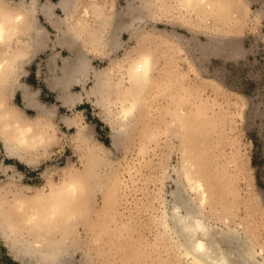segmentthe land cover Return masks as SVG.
<instances>
[{
    "label": "rangeland",
    "instance_id": "1",
    "mask_svg": "<svg viewBox=\"0 0 264 264\" xmlns=\"http://www.w3.org/2000/svg\"><path fill=\"white\" fill-rule=\"evenodd\" d=\"M2 1L22 5L30 18L18 26L16 48L0 47V60H11L0 109L6 99L29 120L45 117L25 106L27 87L53 111L44 121L54 139L21 162L7 156L0 129V201L13 205L18 196L60 185L84 169L94 147L104 156L102 172L111 177L107 197L95 194L87 226L77 228L63 260L54 264H195L166 226L172 225L166 213L174 204L183 149L174 132L178 114L211 190L205 214L219 229L227 225L216 217L227 218L246 247L263 253L264 0H207L203 8L187 9L177 0H98L99 7L71 0L70 13L57 6L61 0H37L39 9L55 6L66 32L39 12L32 19L44 27L41 41L31 27L32 0ZM141 52L153 59L151 83L120 130L118 94L97 93L95 85L104 71L123 77ZM79 54L91 68L67 87L72 99L64 104L52 86ZM22 233L23 247L36 242L33 231L24 227ZM16 243L0 233V264H45L39 254L18 251Z\"/></svg>",
    "mask_w": 264,
    "mask_h": 264
},
{
    "label": "bare ground",
    "instance_id": "2",
    "mask_svg": "<svg viewBox=\"0 0 264 264\" xmlns=\"http://www.w3.org/2000/svg\"><path fill=\"white\" fill-rule=\"evenodd\" d=\"M69 1L71 0H62L59 4L60 7L65 8L70 3ZM90 1L92 6H100L101 1ZM146 1L151 0H141V3ZM177 1L186 9L203 8L207 2V0ZM206 6L212 9L211 3L208 2ZM40 9L37 0H32L31 27L35 28V35L39 41L43 38L44 27L40 24L34 26L35 22L33 23L32 19L38 12H41L56 29L66 33L61 26H57L54 20V6L50 2ZM29 18L28 11L22 5L12 6L0 0V47L16 48L18 40L15 36L18 26L28 24ZM141 19L137 18L136 20L141 21ZM128 25L123 26L134 29L133 25ZM145 57L147 58L146 71L140 72L138 69ZM10 66V59L0 60V91L4 92L8 87L5 82L10 76ZM90 68L88 58L81 54L66 63L61 77L56 79L52 86L60 88L59 100L64 104L71 103V95L65 93L67 87L78 81L76 78L78 74L87 76ZM152 72L151 54L141 52L130 60L123 77L104 71L97 80L95 92L105 93V91L114 90L118 94L117 100L120 107L119 112L115 115V120L120 130L128 126L134 112L139 108L140 101L150 86ZM124 80H126V84H124ZM23 92L25 106L39 109L46 116L40 120H29L6 99L1 103L0 129L4 135L7 156L21 162L26 161L25 156L28 152L38 150L42 146L52 143L54 139V134L47 130L49 123L44 121L47 119V115H51L53 111L48 110L37 101L36 94L24 86ZM174 125L175 129H179L174 132L180 138L183 149L181 164L177 169L179 176L176 181L177 188L173 191L174 204L166 213V217H169L172 225L166 226L177 235L180 239L178 244L195 264H264V259L263 261L258 259L260 255H264V250L260 254L253 248L246 247L239 232L231 227L229 222L227 223V218L216 217L217 220L227 225L226 229H219L217 225L212 224L211 217L209 218L205 214V206L211 200V190L206 182L205 177L207 176H205L206 173L204 174V167L202 168L200 165L202 162L197 164L195 160V162L193 161V148L191 149L190 145L194 143L190 140L191 137L187 136L188 133H185L184 117L180 114L176 115ZM101 152L95 147L91 148L85 157L84 169L76 174H68L60 185H52L49 191L37 190L31 196H18L13 205H7L8 203L5 201H0L1 236L8 243L16 241L15 247L24 255H41L45 264H54L56 261L63 260L64 253L68 252L70 248L68 243L77 228L87 226L93 211L92 204L95 194L102 192L107 197L106 192L109 190L111 177L102 172L104 156ZM178 191H182L184 194V199L180 202H177ZM24 227L36 234V242H29L26 247L18 242L19 238L23 236L22 229Z\"/></svg>",
    "mask_w": 264,
    "mask_h": 264
},
{
    "label": "crops",
    "instance_id": "3",
    "mask_svg": "<svg viewBox=\"0 0 264 264\" xmlns=\"http://www.w3.org/2000/svg\"><path fill=\"white\" fill-rule=\"evenodd\" d=\"M62 1V0H61ZM60 1V2H61ZM60 2H59V4H60ZM57 5L59 8H61L62 10H64L66 13L67 12H69L70 13V11H71V5H66V7L65 8H62V7H60V5ZM53 5V4H52ZM54 6V5H53ZM54 12H55V6H54ZM39 13V12H38ZM45 17V16H44ZM46 18V17H45ZM47 20V19H46ZM54 20L56 21V23H57V26H61V22H60V20L59 19H57L56 18V13H55V17H54ZM48 22V21H47ZM49 23V22H48ZM56 29V28H55ZM57 31H58V28L56 29ZM30 34V33H29ZM44 34H45V32H44ZM42 39H45V35H43V38ZM63 44V42L61 41L60 42V45L61 46H63V47H66L67 46V43H66V41H65V45H62ZM44 45H45V43H44ZM22 87V86H21ZM29 87V86H28ZM25 88H27V87H25ZM22 89H23V87H22ZM60 89V88H59ZM19 92V94H20V96H21V92L20 91H18ZM22 97V96H21ZM36 98H37V96H36ZM23 99H24V97H23ZM59 100V99H58ZM60 102H62L61 100H59ZM25 102V101H24ZM27 108H31V109H36V108H33V107H27ZM26 110H30V109H26ZM12 160V159H11ZM24 164V163H23ZM27 166V165H26Z\"/></svg>",
    "mask_w": 264,
    "mask_h": 264
},
{
    "label": "snow or ice",
    "instance_id": "4",
    "mask_svg": "<svg viewBox=\"0 0 264 264\" xmlns=\"http://www.w3.org/2000/svg\"><path fill=\"white\" fill-rule=\"evenodd\" d=\"M146 65H147V58L145 57L141 61V65H140V68L138 69V71L145 72L146 71ZM261 78L264 79V71H262V73H261ZM261 131H262V134H264V129H262ZM176 195H177V202H180L184 199V194L182 191H178Z\"/></svg>",
    "mask_w": 264,
    "mask_h": 264
}]
</instances>
